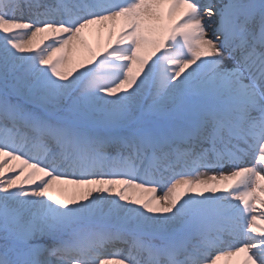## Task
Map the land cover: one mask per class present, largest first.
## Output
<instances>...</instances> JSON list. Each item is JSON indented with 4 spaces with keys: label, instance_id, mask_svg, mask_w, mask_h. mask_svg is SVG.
I'll return each instance as SVG.
<instances>
[{
    "label": "snow or ice",
    "instance_id": "6c2138e0",
    "mask_svg": "<svg viewBox=\"0 0 264 264\" xmlns=\"http://www.w3.org/2000/svg\"><path fill=\"white\" fill-rule=\"evenodd\" d=\"M233 262L264 264V0H0V264Z\"/></svg>",
    "mask_w": 264,
    "mask_h": 264
},
{
    "label": "bare ground",
    "instance_id": "6f19581e",
    "mask_svg": "<svg viewBox=\"0 0 264 264\" xmlns=\"http://www.w3.org/2000/svg\"><path fill=\"white\" fill-rule=\"evenodd\" d=\"M108 40V30L107 29H103L101 38L99 40H97L95 37L90 36L89 37V42L91 43L92 47L98 48V46L100 44H105L107 43ZM69 56L72 58L73 61H78L80 59H82L84 57V53L82 51H74L71 47L69 48ZM59 55V54H57ZM9 175H11V173H9ZM234 264V262H233Z\"/></svg>",
    "mask_w": 264,
    "mask_h": 264
}]
</instances>
